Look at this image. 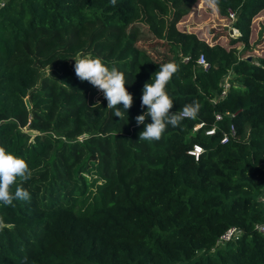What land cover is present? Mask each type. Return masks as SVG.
I'll return each mask as SVG.
<instances>
[{"label": "trees", "instance_id": "1", "mask_svg": "<svg viewBox=\"0 0 264 264\" xmlns=\"http://www.w3.org/2000/svg\"><path fill=\"white\" fill-rule=\"evenodd\" d=\"M195 4L0 0V146L32 174L17 179L30 201L0 204V264H264V58L244 55L264 0H218L219 16L234 13L240 32L231 44L242 49L230 51L177 30ZM168 10L173 57L159 61L138 26L161 35ZM82 54L125 74L133 105L122 119L76 76ZM169 61L178 65L166 85L170 111L198 101L200 112L159 141L139 140L143 86ZM196 145L199 160L190 154ZM234 227L239 238L220 244Z\"/></svg>", "mask_w": 264, "mask_h": 264}, {"label": "clouds", "instance_id": "2", "mask_svg": "<svg viewBox=\"0 0 264 264\" xmlns=\"http://www.w3.org/2000/svg\"><path fill=\"white\" fill-rule=\"evenodd\" d=\"M205 2L213 12L219 10L218 0H205ZM111 3L114 5L116 0H111ZM73 60L76 76L100 90L107 100V110H113L114 116L122 119L124 113H127L133 105V96L125 87V74L114 66L109 68L99 57L93 58L82 54ZM177 71L178 65L174 61L162 63L151 81L144 84L141 106L142 108L146 106L147 111L135 118L138 125H144V130L139 133V140L159 141L169 125L174 128L180 127L185 119L197 118L201 109L198 101L185 104L174 113L170 111L174 101L167 93L166 85ZM121 104L123 110L117 107ZM96 106L100 105L96 104L93 107ZM148 117L151 118V123L145 124ZM31 175L29 166L23 158L0 146V204L14 207V201H30L29 191L18 185L17 179L24 182ZM13 185H17L14 192L10 190ZM3 226V218H0V227ZM230 231L235 232L237 229L233 228Z\"/></svg>", "mask_w": 264, "mask_h": 264}, {"label": "rangeland", "instance_id": "3", "mask_svg": "<svg viewBox=\"0 0 264 264\" xmlns=\"http://www.w3.org/2000/svg\"><path fill=\"white\" fill-rule=\"evenodd\" d=\"M185 6L184 3L182 7ZM172 16L173 14L170 10L165 13V22L163 23L164 27L161 35L155 33L152 24H140L138 26L142 31L141 35L142 39H144L142 44L145 43L144 48L148 49L154 55V58L159 61L169 60L173 57L170 52V46L165 40ZM233 22L230 18L220 17L218 11L213 12L205 0H196V4L193 7L186 9V12L179 16L176 28L180 32L192 33L201 41L210 45L219 44L229 51L233 49L241 50V44H231V39H236L240 36L236 32V34L232 32L234 29ZM156 42V46H153ZM250 44L252 49L244 53L245 58H264V11L253 20ZM103 98V93L97 89L94 100L100 101Z\"/></svg>", "mask_w": 264, "mask_h": 264}, {"label": "built area", "instance_id": "4", "mask_svg": "<svg viewBox=\"0 0 264 264\" xmlns=\"http://www.w3.org/2000/svg\"><path fill=\"white\" fill-rule=\"evenodd\" d=\"M229 18L233 21H235V14L234 13H230V16ZM237 31V35H240V32L237 30V29H233L232 32H236ZM236 34V33H235ZM185 61H189V58H186ZM198 64L204 68H208L209 67V64L207 63L205 57L203 55L200 56L199 58V61H198ZM231 88V84L229 83V81L227 80L224 84V88H223V91L221 93V96H220V99H224L228 96V93H229V90ZM221 116H217V120H221ZM204 123H201L199 125H197L195 127V130H199V129H202L204 127ZM216 133V128H213L209 131H207V135H214ZM233 137L236 135V131L235 129L232 127V134H231ZM230 136L228 135H225L224 136V139L222 140V143L225 144L228 142ZM204 153V149L198 145L194 146V149L190 152V154L192 156H194L196 158V160H199V157ZM235 228V227H234ZM233 229V228H231ZM237 229V231L235 232H232L230 231V229L221 237V239L219 240V243L220 244H225L227 242H230V241H234V240H237L239 238V236L241 235V231L238 229V228H235ZM257 230L258 232L264 236V222L260 223L258 226H257Z\"/></svg>", "mask_w": 264, "mask_h": 264}, {"label": "water", "instance_id": "5", "mask_svg": "<svg viewBox=\"0 0 264 264\" xmlns=\"http://www.w3.org/2000/svg\"><path fill=\"white\" fill-rule=\"evenodd\" d=\"M247 59L251 61L253 59V57H248ZM26 103H27L28 108L31 109L32 107H31L28 99H26Z\"/></svg>", "mask_w": 264, "mask_h": 264}, {"label": "bare ground", "instance_id": "6", "mask_svg": "<svg viewBox=\"0 0 264 264\" xmlns=\"http://www.w3.org/2000/svg\"><path fill=\"white\" fill-rule=\"evenodd\" d=\"M236 33H237V31H236Z\"/></svg>", "mask_w": 264, "mask_h": 264}]
</instances>
